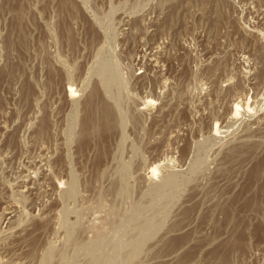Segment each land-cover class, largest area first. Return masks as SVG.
Segmentation results:
<instances>
[{
	"label": "rangeland",
	"instance_id": "1",
	"mask_svg": "<svg viewBox=\"0 0 264 264\" xmlns=\"http://www.w3.org/2000/svg\"><path fill=\"white\" fill-rule=\"evenodd\" d=\"M74 1L0 0V264H264V0Z\"/></svg>",
	"mask_w": 264,
	"mask_h": 264
},
{
	"label": "bare ground",
	"instance_id": "2",
	"mask_svg": "<svg viewBox=\"0 0 264 264\" xmlns=\"http://www.w3.org/2000/svg\"><path fill=\"white\" fill-rule=\"evenodd\" d=\"M16 4V3H15ZM17 9L16 12L19 13V11L22 9L20 8V4L16 5ZM15 6V8H16ZM58 9H59V13L60 15H62L64 17V15H69L70 17H72L73 19L76 20L75 25L79 26L80 29H82V31L84 33L87 34H92L93 31H95V26L96 24H93V22H90L88 20H86L83 16L82 13L78 7V5L76 4V2L74 0H58ZM103 10V9H102ZM109 15V14H108ZM61 16V17H62ZM67 17V16H66ZM64 19V18H63ZM62 19V20H63ZM69 19V18H68ZM74 20V21H75ZM63 24L62 26L64 28H68L69 30V24L64 23V21H62ZM67 22V21H66ZM101 23V22H100ZM69 25V26H68ZM72 26V25H71ZM77 26V27H78ZM63 28V29H64ZM10 36H11V40L13 37H15V41L16 39H18V41H21V34H22V28H21V24H20V20L19 17H16L15 20L13 21V23H11L10 26ZM66 30V29H64ZM67 31V30H66ZM11 43V42H9ZM14 43V42H13ZM13 43L10 44L11 47H13ZM110 60V59H109ZM97 63V61H96ZM104 65V64H103ZM109 65V64H108ZM106 66V65H105ZM111 66V64H110ZM109 66V67H110ZM113 66V65H112ZM119 66V65H118ZM108 68V67H107ZM101 69L104 70V67ZM106 69V67H105ZM116 69V68H115ZM111 70V69H110ZM102 72V70H101ZM110 72V71H109ZM108 72V73H109ZM106 73V72H105ZM112 74V73H111ZM114 74V73H113ZM53 76V75H52ZM103 76V75H102ZM105 76V75H104ZM107 76V74H106ZM111 76V75H110ZM109 76V77H110ZM112 77V76H111ZM114 78V77H113ZM102 79V78H101ZM118 79V78H117ZM110 80V79H109ZM112 80V79H111ZM103 81V80H102ZM106 81V80H105ZM114 83V80H112ZM112 81H109L110 83ZM120 82V81H119ZM109 83V84H110ZM110 87V86H108ZM113 89V88H112ZM116 89V88H115ZM97 98V94L96 92H91L90 95L87 98V102H85L86 104V115L85 118L83 120L82 123V136H83V143H87V139H88V131L90 129V126L93 124V122L95 121L97 123V126L99 127V130L101 131V134H105V135H109L113 132V123H114V116H113V112L111 107L105 102V101H101ZM96 102V104H93V102ZM152 104V101L148 100V103H146L145 106ZM243 106H246V104L243 103ZM241 104L240 105H235V109H234V115H239V109L241 108ZM103 136V135H102ZM110 136V135H109ZM106 137V136H105ZM261 165V164H260ZM258 166V165H257ZM256 166V168H257ZM255 168V169H256ZM152 174L156 173V169H153L151 171ZM256 175V174H255ZM251 176L252 178L255 177ZM250 177V178H251ZM252 182V181H251ZM240 235V234H239ZM240 241H241V237L239 236ZM186 240V237H181V238H177L175 240H173L172 245L174 247H177L179 245H181L184 241ZM239 241V242H240ZM239 245H241L239 243ZM239 247V246H238ZM228 252V251H227ZM229 256V255H228Z\"/></svg>",
	"mask_w": 264,
	"mask_h": 264
}]
</instances>
